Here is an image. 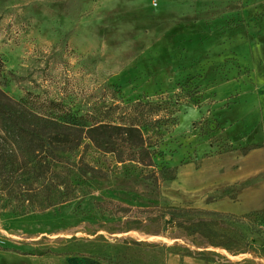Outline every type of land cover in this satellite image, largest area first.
<instances>
[{
  "label": "rangeland",
  "instance_id": "374dc122",
  "mask_svg": "<svg viewBox=\"0 0 264 264\" xmlns=\"http://www.w3.org/2000/svg\"><path fill=\"white\" fill-rule=\"evenodd\" d=\"M0 61L13 101L79 115L147 101L177 119L154 159L173 181L84 140L64 156L67 204L19 215L0 196V264H264L249 225L166 212L264 211V0H0Z\"/></svg>",
  "mask_w": 264,
  "mask_h": 264
},
{
  "label": "trees",
  "instance_id": "16d2710c",
  "mask_svg": "<svg viewBox=\"0 0 264 264\" xmlns=\"http://www.w3.org/2000/svg\"><path fill=\"white\" fill-rule=\"evenodd\" d=\"M1 68L0 61V74ZM123 105L119 114L114 107L113 112L79 115L60 102L41 101L31 94L13 101L0 92V196L19 215L40 214L67 204L75 198V187L64 156L85 146L84 140L121 163L150 170L149 179L173 181L175 172L156 167L154 159L160 154L163 133L177 124L175 111L167 104L147 101ZM166 212L172 219L199 217L247 224L264 234V211L243 216L176 208Z\"/></svg>",
  "mask_w": 264,
  "mask_h": 264
},
{
  "label": "crops",
  "instance_id": "0c3cea01",
  "mask_svg": "<svg viewBox=\"0 0 264 264\" xmlns=\"http://www.w3.org/2000/svg\"><path fill=\"white\" fill-rule=\"evenodd\" d=\"M262 146L263 147H262L261 150H259V153L264 152V143L262 144ZM253 153H255L254 150L250 151V154L247 157L248 158H251V155H253ZM262 162H263V165H264V160ZM250 170H251V167H248V168L243 167V171H242V174H241L242 176H239V178L241 177L242 179L247 180L248 179V176L250 174ZM259 199L257 200V202L260 203V200ZM179 263L180 264H191V260L190 259H187V258H184L182 260H172L170 262V264H179Z\"/></svg>",
  "mask_w": 264,
  "mask_h": 264
}]
</instances>
